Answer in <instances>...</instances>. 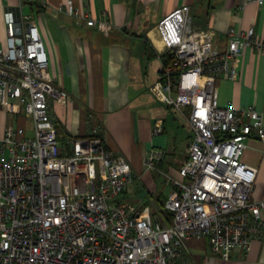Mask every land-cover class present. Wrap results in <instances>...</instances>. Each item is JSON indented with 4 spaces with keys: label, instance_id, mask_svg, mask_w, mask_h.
I'll return each instance as SVG.
<instances>
[{
    "label": "built area",
    "instance_id": "obj_1",
    "mask_svg": "<svg viewBox=\"0 0 264 264\" xmlns=\"http://www.w3.org/2000/svg\"><path fill=\"white\" fill-rule=\"evenodd\" d=\"M68 12L88 27L111 28L71 2ZM4 21L0 108L30 120L32 133L11 122L0 130V264H194L185 246L192 238H205L225 261L264 241V198L253 196L256 169L242 161L252 135L264 142L263 117L252 105L220 106L215 86L219 77L233 79L243 49L264 53V39L230 27L219 49L187 7L156 24L163 52L150 90L191 132L181 165L163 173L170 222L162 225L148 207L117 199L136 174L106 147L102 128L60 147L49 108L67 93L48 73L34 19L7 10ZM162 154L150 151L145 169L155 170Z\"/></svg>",
    "mask_w": 264,
    "mask_h": 264
},
{
    "label": "crops",
    "instance_id": "obj_2",
    "mask_svg": "<svg viewBox=\"0 0 264 264\" xmlns=\"http://www.w3.org/2000/svg\"><path fill=\"white\" fill-rule=\"evenodd\" d=\"M69 2L77 10H86L93 19L107 21L110 30L86 26L69 14ZM181 7L188 8L194 26L211 30L213 44L219 49L225 48L230 27L251 29L255 37L264 39V0H0V46L7 39L5 12L30 15L43 42L48 73L67 93L64 101H51L49 108L60 147L66 146L68 138L85 136L93 127L102 128L106 147L124 156L136 174L124 193L137 202L121 200L148 207L157 220L170 185L164 195L156 176H148L144 160L150 151H161L162 158L155 165H168L164 174H170L184 160L190 140L185 120L172 108L167 109L150 90L158 78L163 52L156 24ZM156 62V75L150 80L148 69ZM232 64L236 69L233 79L219 77L215 82L219 105H252L262 114L264 125V53L245 48ZM12 118L27 135L32 133L30 120L22 115L9 116L1 108L0 130ZM246 144L242 161L256 169L253 196L261 199L264 142L252 135ZM169 222L166 219L161 224ZM186 251L194 264H264V241L259 240H253L245 252L232 251L226 261L210 249L205 252L186 246Z\"/></svg>",
    "mask_w": 264,
    "mask_h": 264
},
{
    "label": "rangeland",
    "instance_id": "obj_3",
    "mask_svg": "<svg viewBox=\"0 0 264 264\" xmlns=\"http://www.w3.org/2000/svg\"><path fill=\"white\" fill-rule=\"evenodd\" d=\"M157 66H158V64L156 62L154 67L152 66L151 68L148 69V77H149L150 80H151V77L153 78L156 75V67ZM9 122L12 123V126H17V124L19 125V122H17L13 118H12V121L8 120V124H9ZM27 127H29V126H27ZM180 130H181V133L184 134L183 127L180 128ZM190 134H191L190 129H188V136H190ZM183 140L185 141L184 138H183ZM179 147H176L175 155H177L179 153V151H178ZM180 149H182V148H180ZM175 158L176 157H173V159H175ZM154 167H155V170H149V171H155L156 172L155 174L152 173V172H149V171H146V172H148V174H149L148 176H150V174H151V176H156V181L159 183V187L163 188V193H164V195H166V193L168 192L169 188H168V184H166V182H165V178H164L165 176L163 175V173L167 171L166 169H167L168 165H165L163 167L155 165ZM159 167H161V168H159ZM173 170H175V169L174 168L171 169V174H172ZM121 198H124L126 200L128 199L129 201H131L133 203L137 202V199H134V197H130V196L127 197L126 196V192L125 193L124 192L121 193L117 197V199H119V200H121ZM138 200H141V199H138ZM166 219L169 220L170 219V215H168L166 213V211L164 210L163 206L160 204L159 213H158V220L161 223V221L163 222V220H166ZM186 243H185V246H187V247H191V248H194V249H200V250L203 249L205 252H209V248H208L207 243L205 242V238H200V239L192 238L190 240H187ZM195 260H197V259H195Z\"/></svg>",
    "mask_w": 264,
    "mask_h": 264
},
{
    "label": "trees",
    "instance_id": "obj_4",
    "mask_svg": "<svg viewBox=\"0 0 264 264\" xmlns=\"http://www.w3.org/2000/svg\"><path fill=\"white\" fill-rule=\"evenodd\" d=\"M170 107H167V109H169Z\"/></svg>",
    "mask_w": 264,
    "mask_h": 264
}]
</instances>
